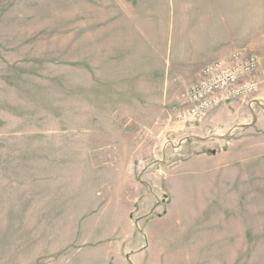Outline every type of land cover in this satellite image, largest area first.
Listing matches in <instances>:
<instances>
[{
  "label": "rangeland",
  "instance_id": "rangeland-1",
  "mask_svg": "<svg viewBox=\"0 0 264 264\" xmlns=\"http://www.w3.org/2000/svg\"><path fill=\"white\" fill-rule=\"evenodd\" d=\"M215 2L228 9L239 41L233 51L264 52V0H0V264H101L102 239L99 247L91 241L104 229L81 220L121 192L117 180L131 177L132 167L154 179L161 171L171 188L172 177L190 174L189 205L204 204L211 175L177 171L198 153L185 155L182 146L225 107L234 125L262 116L260 63L256 93L201 120L181 118L189 90L181 106H164L138 72H156L162 41L176 40L199 20L200 6ZM145 44L154 50L149 58ZM208 133L224 135L208 150H225L221 161L231 164L213 186L202 225L215 241L187 248L190 235L171 236L168 251L184 257L181 264H264V132L224 126Z\"/></svg>",
  "mask_w": 264,
  "mask_h": 264
},
{
  "label": "crops",
  "instance_id": "crops-1",
  "mask_svg": "<svg viewBox=\"0 0 264 264\" xmlns=\"http://www.w3.org/2000/svg\"><path fill=\"white\" fill-rule=\"evenodd\" d=\"M200 7L195 15L199 16L197 22L186 24L185 32L180 33L176 40L168 37L162 41L160 52L157 51L161 58L155 56L160 68L153 73L147 69L138 72L141 74L139 77L141 81H146L144 87H154L157 90H154V94L161 98L164 106H181L187 91L199 82L205 66L235 53L233 48L239 41L234 38L228 27L227 7L225 5L219 7L216 2L209 8L206 5ZM221 10L223 13L220 12ZM260 43L264 42L260 41ZM259 50H264V46ZM141 51L146 58L152 56L154 52L147 44ZM248 53L258 56L259 70L264 73V52ZM232 113L228 107L215 112L210 122L206 124V128L191 137L187 146H182L185 155L193 149L198 152L195 155L196 159L190 157L182 160L175 168L177 171L181 169L183 173L190 169L193 173L197 167L202 171L201 175H211L210 178L206 177L211 188L200 196V201L204 200V208H201L202 205L194 210L189 205L188 198L191 200L192 192L187 185L192 182L190 174L172 177L175 178L176 187L171 188L170 180H167L168 175L163 176L161 171L154 175V179L141 177L132 167L131 177L121 176L117 180L116 185L122 188L121 192L109 193L103 208L81 220V226L87 229L94 231L104 229V234L95 235L97 240L89 239L92 243H97V247L100 245L99 240L102 239V255L97 261L101 264H181L184 263V257L178 260L175 252L168 251L167 241L171 236L190 235L191 242L187 248H193L196 243L205 245L215 241V233L209 228H202V225L205 214L212 205L208 197L215 193L216 188L213 186H216L217 182L224 183L226 178L221 175L222 170L231 164L221 161V155L226 153L225 150L223 153L214 149L208 150L214 140L222 141L224 135L208 132L212 129L221 130L224 126L231 130L250 127L264 132V118H262L264 112L262 116L253 114L254 121L251 123L236 125L233 124ZM157 184L161 191L152 190L150 185L157 187ZM193 184L200 185L199 178L194 179ZM197 192L199 196V188ZM162 197H166L168 201L164 203ZM211 198L212 201L214 198L216 200V196ZM142 225L143 229H141Z\"/></svg>",
  "mask_w": 264,
  "mask_h": 264
},
{
  "label": "built area",
  "instance_id": "built-area-1",
  "mask_svg": "<svg viewBox=\"0 0 264 264\" xmlns=\"http://www.w3.org/2000/svg\"><path fill=\"white\" fill-rule=\"evenodd\" d=\"M259 59L253 54L235 52L230 58L206 66L201 78L188 92L191 105L181 118L202 119L207 112L237 99H247L259 90L254 78ZM185 111V113H184Z\"/></svg>",
  "mask_w": 264,
  "mask_h": 264
}]
</instances>
